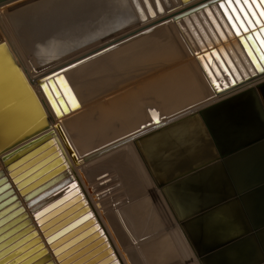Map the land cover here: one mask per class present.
I'll return each mask as SVG.
<instances>
[{"label":"bare ground","instance_id":"bare-ground-1","mask_svg":"<svg viewBox=\"0 0 264 264\" xmlns=\"http://www.w3.org/2000/svg\"><path fill=\"white\" fill-rule=\"evenodd\" d=\"M14 1H16V0L8 1L5 3H0V6L6 5V4L14 2ZM29 1H30V3H29ZM29 1L27 2L29 4V6L26 3L27 5H25V7L26 6L30 7L31 6L30 4L33 3V2L31 3V0H29ZM41 1H39V2H41V4H42L43 0H41ZM61 1H63V0H61ZM64 1L66 2V0H64ZM67 1L70 3V1L72 2L73 0H67ZM92 1L93 0H90V2H92ZM98 1L101 2L100 0H98ZM117 1H119V0H117ZM120 1H124V0H120ZM127 1H130V4H132L133 3L132 1H135V0H126L125 2H127ZM137 1H139V0H137ZM209 1H210V3H209V6L207 8H210V10L212 9L214 12L218 11L217 5H218V1H220V0H197V1L185 6L183 8L176 10V11H173V12L165 14V15L163 14V17L151 20V21H149V22H147V23H145V24H143V25H141V26H139L133 30H130V31L124 33L123 35L121 34V36H118L114 39L108 40L99 46H95L92 49H90L89 51H86V52L84 51V53L82 52L81 54L76 55L74 58L73 57L70 58V60H68V62L65 61V64L64 63H62V64L58 63L59 65H56L53 68V70L46 72V73H41V74H37L38 67L48 65L50 63V61H53V59L55 57H57V55L61 54L60 50L61 51L63 50L64 54H66L65 53L66 49L71 48L70 44L71 43L73 44L74 41L76 43V39L79 37L78 33H80L78 31L81 30V32H82V30H83V29H81L82 24L80 22V23H78V24H81V26H78L79 28L81 27L80 30L78 29V31L75 32V30H77V29L75 28L76 26L73 25V26H75L73 28L75 33L71 32L73 30L70 28L72 25L70 26L69 21H71L70 20V16L72 13L71 6L73 3L70 6V5H68L69 3L66 2L65 6H68V7L66 8L64 5H63V7H61L62 9L63 8H65V9L59 11L60 16L57 15V13H54L55 11L52 12V8H54V6L56 7L57 5H60V3L56 4L53 1H51L52 4H50L51 3L50 2L48 4V7L45 5V7H46L45 10L42 8L44 5L42 6L40 4L41 8L45 12H42V14H40V15H36V16L34 15V19L32 21L33 23L32 22L29 23L30 24V27H29V33L30 34L25 35L24 33H20V32H18L19 34L14 33V34H18L16 36H18L17 39L19 41L16 39L15 35H13L12 33L10 34V36L11 35L15 36V37H11V38H15L16 42H18V44H17L18 46H16L15 48L7 43L6 39H4V36L2 34V30L0 29V44H2L0 47V171H1L0 178H2L3 176L6 178V180L2 181L0 183V185L8 183V186H5L4 188H2L0 190V194L9 188H12L13 193L17 196V199L20 200L21 205L23 206V210L26 211L27 216L31 218V223H33V229H35L37 231L38 235L41 237V241L44 242V247H46V249L48 250V253L50 254L51 259L53 260L54 264H59V261L56 259V256L53 253V249L50 247L48 241L46 240V236L43 235V231L40 229L39 225L37 224V221L33 216V212L31 211L30 206L27 204V200H25L23 198V195L20 191L21 188L17 186V183L21 179H16L15 176H17L23 170H20L15 174H11L12 170H15L18 166H20L27 159L21 163H18L16 165L12 166L11 168H8V166L10 164L17 161L25 153L32 150L36 146H39V145L47 142L50 138L59 139L58 144L60 147L58 146V149L61 148V150L63 151L62 154L65 155L67 161L71 164V168L73 169V174H75L76 180L78 181L81 192H83V198H86V200L88 201V203L91 207V210L93 211V213L95 214V216L99 220V222H101V226L106 230L108 237H110L109 239L111 241V246L115 249L117 256L120 258L121 264H204L203 259H200L199 255H201V253L204 250H207L208 248L213 247L214 243H217L218 241H220V239L226 238L229 235L228 233H226V231H227L226 228H229V230H235L236 231V230H238L237 229L238 226H240V225L244 226V222L248 226H251L252 228H254V230H253V233H254L253 234V242L250 241V244L248 246L252 245L255 248V249H253L254 250L253 252L256 251L258 253L255 255V257H257L259 255L261 256L264 253V187L259 189L256 192L249 193V194H246L245 192H239L241 194V197H238L239 202H236V204L234 202L233 203L230 202V203L226 204L225 209H223L217 213L212 212L208 216H201L199 218H195V219L189 221L190 222L189 223L188 220L184 219V215H186L190 210H192L193 207L203 206L204 204L213 203L218 198L216 195H212V194L207 195L203 192L202 185L199 183L200 179L199 178L197 179V175L192 174L191 178L180 179L178 183L172 184L170 187L168 184L172 183L173 180L166 182V183H161L158 180V178L156 179V181L152 180L154 176L152 175L148 164L146 163L145 159L143 158V156L141 154V146H138L137 144H136L137 145L136 146L133 143H131V145H129L128 147L124 146V148L118 152H116V151L115 152L114 151L113 152H111V151L105 152V149H110L111 147H113L110 149V150H112L116 147H120L123 143L130 141V139H128V138H130L132 135H133V137H135V135L140 133L145 128L158 127L161 124H163V122L165 120L174 119V118L181 116L182 113H184V112H186L192 108H195L196 107L195 104H197V103H195V104L193 103L191 105L185 106L183 108L178 109L177 111L171 112L168 115L163 116L161 111H159L158 108L151 106V107H145V109H144L142 107V105L136 99L137 96L139 99L141 96V91L139 90V88L134 87L132 89H129V86H127V85L126 86L123 85L122 87H120V84H118L117 88L114 89V92L111 93L112 94L111 97L109 99H105L102 102H100V106H97L94 108L92 107L89 110H86L84 113H82L78 116L70 115L69 111L72 108L76 107V105H78V104L80 105V103H79L80 98H81V102L82 101L84 102L85 100L90 99V96H89V93H86V92L83 96V93L85 90L83 91L82 87H80V85L82 86V84H83V80H81V79L79 80V78H76V77L75 78H73V77L72 78H65L67 76V74L65 73L66 71L64 72L66 75V76L64 75L65 77L62 76L63 75L62 72L60 74L58 73L59 71L67 68L68 66L73 65V64H75V63H77V62H79V61H81V60H83V59L107 48V47H110V46H112V45H114V44H116V43H118L124 39L132 37L136 34H139L142 31L148 30V29L153 28L155 26L157 27V25H159V24H162L166 21H169L175 17L185 15L186 13L189 15L188 12H191V13L193 11L195 12L196 9L200 7V5H202L206 2H209ZM99 2H98V4H99ZM107 2H108V0L105 2L106 4L105 3H103V4H105V6H106ZM139 2L138 3L140 4V6L143 5L142 2H144L145 5H148L146 0H144V1L140 0ZM160 2L165 9L170 8V10H171V9H174L173 8L174 5L179 6V5H182L183 3L190 2V0H160ZM57 3H58V1H57ZM111 3H115V1L111 0ZM127 3H129V2H127ZM135 3H136V1H135ZM95 4H96V1H95ZM130 4H129V6L132 7L134 5L135 6L134 8H136L138 6V4H134V3H133V5H130ZM33 5L34 4H32V7H33ZM88 5H91V3H89ZM20 6L22 7L23 5L20 4ZM154 6L158 10V6H159L158 1L157 2H156V0L154 1ZM25 7L23 6V9H22L23 13H24ZM143 7H145V6L143 5L141 8H143ZM93 8H95V6ZM96 8H98V7H96ZM114 8H115V6H114ZM118 8L119 7H117V9ZM134 8H132L133 12L136 10V9L134 10ZM138 8L141 9L139 6H138ZM148 8H149V6H148ZM27 9L28 8H26V10ZM69 9L71 12L69 11ZM113 9L110 8V14L111 13L115 14L114 12H116V10H115L116 8L114 10ZM143 9H142V11H143ZM17 10H20L19 6H17V8L15 6V8H12V9L7 8V6H6V9H4V8L0 9V17L3 18L5 21V18L7 20L8 17H10L14 12H15L14 14H16ZM111 10L114 12H112ZM145 10H146V8H145ZM88 11H90V8ZM94 11L95 12L99 11V9L98 10L95 9ZM198 11H199V9H198ZM21 12L22 11L20 10V13ZM95 12H92V13L94 14ZM92 13L89 12V15H91ZM63 14L65 16H63ZM120 14H124V13L119 12V14H117V12H116V16H119ZM55 15L58 16V20L53 19V17ZM95 15H98V14H95ZM92 16H94V15H91V18H92ZM88 17H90V16H88ZM95 17H97V16H95ZM113 17H114V21H120L119 19L115 20V15H113ZM113 17L110 15L108 16L109 19H111ZM119 17H121V16H119ZM189 17H190V15H189ZM13 18L14 17L12 16V19ZM50 18L53 20H51ZM91 18H89V19H91ZM93 18L91 20H88V18L86 16L85 21H83V22H88V21L95 22L96 20L93 21L94 20ZM99 18H100V16H99ZM194 18H195V15H194ZM220 18H219L220 21L226 27V24L224 23L223 18L222 17H220ZM45 19H46V21H45ZM109 19L107 21H110ZM183 19H185V18H183ZM187 19L188 18H186V20ZM34 21H36V22H34ZM58 21H60L59 24H58ZM102 21H105V18H104V20L101 19V23H103ZM177 21H178V19H177ZM5 22H6V24H9L10 21L8 22V20H7ZM39 22L41 24L37 25ZM99 22H100V19L98 20L97 26L100 25ZM107 23H109V22H107ZM78 24H76V25H78ZM105 24H104V26H105ZM112 24H114L113 21H112ZM11 25H12V23H11ZM68 25H69V27H68ZM83 25H85V24H83ZM86 25H85V27L83 26L84 29L86 28ZM109 25H111V24L109 23L107 26L109 27ZM66 26H67L68 30H69V28L71 29V31L70 30L69 31L72 34H70V32L68 30H66V28H65ZM111 26H113V25H111ZM194 26H195V24H194ZM228 26L230 27V25H228ZM255 26L256 27H254V25L251 26V28H249L248 31L253 33L254 29H256V28L259 29V27L257 25H255ZM87 27H88V25H87ZM99 27H103V26H99ZM7 28H8V25H7L6 29ZM63 28H65L64 30L70 34L69 35L67 33L68 34L67 37L70 36V38H68V40L66 39L67 37L66 38L63 37V39L59 38V37H61L59 35L61 34V31ZM105 28H106V26L104 27V29ZM162 28H164V27H162ZM104 29L102 28V30H104ZM155 29H157V28H155ZM230 29L232 30V28H230ZM99 30H100V28H99ZM99 30L97 32H99ZM173 30H175V29H173ZM14 32H16V31L14 30ZM83 32L80 35H82ZM219 32H221V31H219ZM246 32H242V34L244 33L243 35H245ZM185 33H187V32H185ZM224 33H225V31H224ZM73 34H75V35L77 34L76 37H74ZM232 34H235V32L231 31V35H229L228 38L230 37V39H231V37L233 36ZM65 35H66V33H65ZM83 35L81 36L82 38H84ZM185 35H187V34H185ZM84 36L87 37L86 34ZM237 36L239 37V35H237ZM212 37H214V36H212ZM73 38H75V39H73ZM222 38H219V39H221L222 43H223V40H225L224 43H226L227 37L223 33H222ZM69 39H70V41H69ZM159 39H161V38H159ZM188 39H189V42L193 45L194 49L197 51L198 50L197 47L194 46V43L191 42L189 37H188ZM167 40L168 39H166V41ZM172 40H170V41H172ZM55 41H57V42H55ZM207 41H206V43L209 44L210 48L207 47V49L206 48L203 49L201 51V53L205 54V53H207L208 48L211 49V47H212L211 41L212 40L210 41L208 39ZM215 41H217V43H218L219 40H217V38H215ZM13 42H15V40ZM201 42L199 40L200 48H202L206 45L204 42H203V44ZM237 42L239 44V40ZM15 43H13V44H15ZM186 43H188V42H186ZM231 43H232V41H231ZM231 43H229V45ZM54 44H56V45H54ZM235 44L236 43H234L233 46ZM117 45H119V44H117ZM127 45H128V43H127ZM161 45H163V44H161ZM195 45H197V44H195ZM212 45L214 46V44H212ZM120 47L122 48L123 46L120 45ZM120 47H118V48H120ZM125 47H127V46H125ZM174 47L175 46L169 48L170 49L169 55H173L174 53H176L177 50H175L176 48H174ZM183 47H185V46H183ZM214 47H213L212 51L214 50ZM224 47H225V44H224ZM239 47H240V45H239ZM231 48H232V45H231ZM241 48H242V46H241ZM241 48H239V52H240ZM243 48H245V47H243ZM127 50H126V52H128ZM224 50H225V48H224ZM63 51H62V53H63ZM68 51H71V50H68ZM124 51H125V49H124ZM231 51H234V50H231ZM180 52H183V50H180ZM215 52H216V50H215ZM111 53H112V55H115V54H113V51ZM114 53H115V50H114ZM220 53H222V51ZM226 53L224 54L225 58H226ZM246 53L248 55V52L245 49V54ZM116 54H118V53H116ZM132 54L133 53L131 51V55ZM204 54H203V56H204ZM234 54H237V52L232 53L234 59L236 60V67L231 62L228 64V65H230V68L232 70V73H231V71L228 72V70H227V77L226 78H228L227 79L228 81L224 77H221V75L219 76V78L216 77V79H215V78L211 77V74H209L210 75L209 77H211V83H212L213 87H215V89H216V92L213 91V93L216 94L214 96L217 97V96H221L224 94L227 95V94H230L231 92H234V91L236 92V90H241V86H245V84H250L251 85L250 88L254 89L256 101H257L256 104L258 103V106H259L258 109L260 111L262 121L264 123V69L262 68L261 71L254 69L253 66L251 65V63L249 62V60L251 61L249 55L248 56L246 55L249 59V60L246 59V61L248 60V63H246L245 65L240 64L238 62L239 59H236V57H235L236 55H234ZM12 55H13L16 62H14L13 59H12L13 62H11V63L4 61L6 59V57H8V56L12 57ZM106 55H108V54H106ZM131 55L128 54L130 62H132L131 61V57H132ZM215 55H217V52ZM66 56L68 57L70 55L67 54ZM136 56H137V54H136ZM189 56L190 57L189 58L187 57L186 59L192 58L191 53L189 54ZM195 56H196V54H195ZM238 56H240V54ZM117 57H118V55L116 56V58ZM184 57H185V55H184ZM116 58L114 57V59H116ZM119 58H121V55ZM208 58H210V57L208 56ZM114 59H113V61H114ZM204 59H206V58H204ZM204 59L202 61H204ZM213 59H215L214 56H213ZM136 60H138V58H136ZM178 60H179V58H178ZM230 60L232 61V58ZM115 61H117V59ZM122 61L125 62V59L122 58ZM126 61L128 62V59ZM208 61L210 62L209 59H208ZM35 62L39 63V64H35ZM133 62H134V59H133ZM220 62H221V60H220ZM187 63H188V61H187ZM193 63L195 64L196 62H193ZM16 64L18 65V69L21 71V74L23 75L24 78L20 76L21 74L15 73L14 65H16ZM129 64H131V63H128V64L126 63V65H129ZM196 64H198V63H196ZM211 64H213V61L211 62ZM211 64H210V66L213 67V65H211ZM29 65H32L34 67H30ZM123 65H124V63H123ZM135 65H136V63H135ZM218 65H219V62H218ZM10 66L12 67L13 70L9 71L8 68H10ZM58 66H60V67H58ZM137 66H138V64H137ZM194 66H196V65H194ZM202 67H203V65H202ZM204 67H205V65H204ZM207 67H208V65H207ZM207 67H206V69H207ZM214 67H216V66H214ZM126 68H127V66H126ZM187 69L181 70V71L189 72L190 69L189 68H187ZM191 69L192 70L190 72H192V71L195 72V70H196L195 68H194L195 69L194 70L193 67ZM46 71H48V70H46ZM200 71H201V69H200ZM220 71L224 72L223 69ZM8 73L11 74L10 80L8 79ZM56 73H58V74H56ZM129 74H131V73H129ZM133 74H134V72H133ZM182 74L184 75V72H182ZM218 74H219V72H218ZM123 75L124 74H122L121 76H123ZM125 75L126 76H123V77H127V74H125ZM197 75L200 76V74H197ZM197 75H196V73H195V76L193 74H191V76H192L191 81H194L193 78L198 77ZM128 76H130V75H128ZM185 76H187V75H185ZM60 77L62 80L60 79ZM69 77H71V74ZM189 77H187V79H189ZM200 77H202V76H200ZM213 77H215V76H213ZM181 78H180V80H181ZM183 78H185V77H183ZM4 79H6V82H3ZM198 79H200V81H201V78H198ZM22 80L24 81V84L22 83ZM44 81H45V83L43 84ZM61 81H64L65 83L62 84ZM185 81H183V79H182L180 81V83H182V82L185 83ZM115 82H117V81H115ZM115 82H113V83H115ZM188 82H190V79ZM197 82L199 83V81H196V84H197ZM80 83H82V84H80ZM149 83H151V81ZM204 83H202V84H204ZM207 83H209V82L207 81ZM86 84H87V82H86ZM187 84H188L187 88L189 87V89H191L190 88L191 83H190V85H189V83H186L185 85H187ZM109 85L111 86L110 83H109ZM195 85H193V86H195ZM199 85H201V84H198V88H199ZM85 86H87V85H85ZM85 86L83 89L87 88ZM89 86H91V88H92V84ZM169 86H172V85H168V87H167V83H166V86L164 87V89L169 90ZM106 87H108V86H106ZM112 87L114 88V86H112ZM173 87L176 88L175 85H173ZM178 87H180V86H178ZM182 87H183V85H182ZM200 87H202V86H200ZM207 87H208V85H206V88ZM203 88L205 89V85ZM211 88L208 87L207 89H209V91H210ZM97 89H98V87H97ZM172 89L170 91H172ZM196 89H197V87H196ZM201 89L202 88H200V93L205 92V90L202 91L203 89L202 90ZM94 90H95V88H94ZM100 90L102 91V88ZM144 90L147 92V94H149L148 86L144 87ZM187 90L188 89H186L185 91H187ZM191 90H195V89H191ZM90 91H91V89H90ZM107 91H109V89H107ZM169 92H168V94L166 93L164 95V97L162 98L161 106L163 105L165 107V105H169L171 99L174 100V99L179 98L178 97L179 94L177 93L178 90L174 89V91H172L170 93ZM180 93H182V92H180ZM193 93H192V95H194ZM200 93L198 95H200ZM195 94H197L196 91H195ZM250 94H252V92ZM90 95H91V93H90ZM92 95H93V93H92ZM113 95L115 97H112ZM150 95L153 97L152 93ZM166 95H168L169 97L171 96V97L169 99H167ZM183 96H185V95H183ZM202 96H204V95L201 94V97ZM190 97H188V98H190ZM84 98H85V100H84ZM194 98H196V97H194ZM247 98H245V100ZM181 99H183V97ZM251 99H253L252 96H251ZM193 100H195V99H193ZM176 102L177 101H175L174 103L176 104ZM179 102H180V100H179ZM186 102H187V100H186ZM235 102L236 101H234V103ZM174 103H172V104L174 105ZM91 104H92V102H91ZM175 107H177V106H175ZM249 107L250 106H248V108ZM239 108H240V106H239ZM40 110L44 113V115H45L44 118L41 116ZM111 112H113L112 115H110ZM249 112H251L250 109L248 110L247 114H249ZM157 113L162 116V119L155 116ZM198 121H200V120H198ZM58 122L62 124L63 128L65 129V131L68 134L73 146L75 147V149L78 153L79 159H78L77 163H75L74 160L72 159V157L70 156L65 144L63 143V141H62V139H61L56 127H55V124ZM190 126H191V124H190ZM137 127H139V128H137ZM133 128H135V130H133V131L131 130V132L124 134L120 137H117L118 135H121L124 131L128 132L130 129H133ZM201 128H202V126H201ZM52 129H54V132L47 134ZM213 129L216 131V132H214V134H215V136H217V139L220 138L219 134H220V132L222 133V131L220 129H217L216 127H214ZM30 131H31V135L29 137V140L20 141V142L15 143V140H17V138L21 137L22 135H24L25 133H28ZM181 131H183V130H181ZM201 132H202V130H201ZM41 135H46V136H44L39 142L35 143L34 145L29 147L28 149L23 150L21 152H18L17 149H19V147H21L24 143H26V142L34 139V138H37ZM167 135H168V133L164 134L163 135V136H165L164 138H166ZM115 137H117V138H115ZM168 137H170V135ZM197 137H199V136H197ZM185 139L187 140V137ZM107 140H108V142H106ZM193 140H195V139H193ZM161 141H162L161 139L158 140L159 144L162 143ZM104 142H106V143L103 144ZM185 142H188V141H185ZM14 143H15V145H13ZM176 144L178 146V143H176ZM187 144L188 143L185 144V147L187 146L186 148H188ZM50 146H51V144H46V146L43 147L42 151L46 150ZM114 146H116V147H114ZM182 146H184V145H182ZM172 148H176V146L173 145ZM190 148L194 149L192 146ZM102 150H104V151L101 152ZM156 151H153V152H156ZM191 153H193L192 150L188 154H191ZM49 154L50 153H47L46 155L41 157L39 160L48 156ZM185 154L186 153H184L183 155H185ZM125 156L126 157L130 156L131 158L134 157L133 158L134 160L133 159L130 160L131 158L129 157V159H127L128 161H136V163L142 164L141 166L145 167L144 169H147V171H149L148 177H150V178L146 177L147 176L146 175L145 176L146 179L144 178L145 179L144 182H141V180L140 181L134 180L133 174H131V175L129 174V176H128L126 174L128 169L125 168V165H129V163L127 162L128 164H125V165H122V164L126 161L121 163L124 159H126ZM206 158L207 157H204L203 159H206ZM220 159L225 162V160L227 158L221 157ZM182 161H184V160H182ZM119 163H121V164L119 165ZM56 164L57 163H55L54 165H56ZM53 167H55V166H52V168ZM129 167H131L130 168V169H132L131 172L134 173L135 175L139 171V169H138L139 165H138V167L137 166L134 167V165H133V167L132 166H129ZM141 169H142V167H141ZM225 169H228V167L224 168V170ZM222 171H223L222 168H220L219 172L222 173ZM59 172L60 171L58 170L57 173H59ZM140 172L143 173V171H140ZM128 173H129V171H128ZM170 174L171 173H166L164 175H170ZM219 175H221V174L217 173V170H214L213 172H211L210 174L207 175V178H208L207 181L209 180V182H210L209 184L212 185V188H214V189H217V188L219 189L222 187V186L219 187V185L223 184V182H224V184L226 183V181H222V183H220V176ZM140 179H141V176H140ZM231 182L233 183L234 187L237 190L243 189L238 185L240 183L239 180L232 178ZM89 186L91 188H89ZM92 191H93L94 195H92V193H91ZM202 194H203V196H201ZM11 195H12V193H8V195H6V196L10 197ZM4 197L5 196H3L2 199H0V200L5 199ZM72 204H74V203H72ZM123 205H125V206H123ZM4 207H6V205L5 206L3 205L2 207H0V210H2ZM114 209H117L118 211L114 212L111 216H107L110 213V211H112ZM229 210L236 211V212H234L233 215L230 216V215H228ZM225 213H227V216L225 218H223L222 215ZM5 214L6 213L1 215L0 218L2 216H5ZM17 214H19V213H17ZM15 216L16 215H13V216H10L9 218H7L4 222H2L0 224V227L5 225L6 223L10 222ZM17 223L18 222H15V223L13 222L12 224H9L6 227H4L3 229H1L0 235L2 233L6 232L7 230H9L10 228H12ZM91 224H89L88 226H90ZM88 226H86L85 228H87ZM222 227H226V228L223 229ZM217 229H220L221 232L217 231ZM20 230H21L20 228L13 230L7 236L0 239V242H2L5 239L17 234ZM30 231H31V228L22 232L21 234L15 236L12 240H10L6 245H4L2 247L4 248V247L12 244L17 239H19L20 237H22L23 235H25L26 233H28ZM33 238H34V235H30L28 238H26L25 240H23L19 244L15 245L9 251L10 252L13 251L17 247H20L21 245L30 241ZM37 243H38V241H35V240L30 242L27 246H25L23 249L16 252L15 254H13L10 258L4 260V262L9 261V260L17 257L22 252H24L26 249H29L30 247L34 246ZM248 246H245L243 243H239V244H236V245L231 246L229 248H226L225 250H222L219 253L212 254L209 256V258L212 261L214 260L217 264H232V263L236 264L240 261L243 262L244 260L248 259V255H243L245 253L244 250ZM37 250H39V248L34 250L33 252L27 253L26 255L21 257L19 260H17V262L24 260L25 258L29 257L31 254H33ZM9 251H7V252H9ZM43 254L44 253L37 255L33 259H30L23 264H31L34 260L41 258L43 256ZM43 262L44 261H41L38 264H42Z\"/></svg>","mask_w":264,"mask_h":264},{"label":"water","instance_id":"water-1","mask_svg":"<svg viewBox=\"0 0 264 264\" xmlns=\"http://www.w3.org/2000/svg\"><path fill=\"white\" fill-rule=\"evenodd\" d=\"M8 1L12 0H0V3ZM257 2H259V0H257ZM226 8V0H220L218 1V11L215 12V16L213 13L208 15L203 14L207 19L206 22L209 25L211 35L218 36L220 25L217 19L221 16L224 17L233 32L239 35V41L248 52L251 59L249 62L253 68L261 71L262 68L264 69V45H262L260 41L264 39V31L261 30L260 25L261 22H264V18L259 17V15L252 17L251 19H253L254 23L248 27L251 28L253 25L256 27L255 25H257L259 29L256 28L253 30V33H251L249 31H244L241 27L238 34L237 28L233 26L234 21L229 19V15L235 17V13L226 12ZM253 10L259 13L260 9L254 8ZM237 11H239V6H237ZM235 23L239 26V21H235ZM195 24L196 28H198L204 36L205 41H207L210 36L203 27V24L199 23V21ZM242 32H246L245 35H243ZM1 45L2 44H0V47ZM12 59L16 62L13 55L12 57H6L4 61L11 63L13 62ZM8 69L9 71L13 70L11 66ZM14 69L15 73L21 74L17 64L14 65ZM10 75L11 74L8 73L9 80ZM20 76L23 77L22 74ZM3 82H6V79H4ZM22 83L24 84L23 80ZM44 83L45 81L43 84ZM248 96H252V94H248L247 97ZM229 101L230 100H223L219 103L211 104L209 107L202 109L199 115L193 112V114L188 116V124L190 120L197 119L198 116L204 121L202 127V129H204V138H202V135L201 139L205 141L204 144H201V147L198 143L202 142L201 139L200 141L195 140V143L192 145L194 149H191V146L188 148L182 146L184 143L182 144L180 142L181 140H179L180 138L177 136L164 138L165 136H163L164 134L162 132L160 134L150 132L143 136L144 138L141 140V154L148 164L152 175L158 178L161 183L173 180L172 183L168 184L171 187L172 184L178 183L180 179L191 178L192 174H195L197 175V179H200L199 183L202 185L203 192L207 195L212 194L218 197L213 203L193 207L192 210L184 215V219L188 220V222L201 216H208L212 212L217 213L225 209L226 204L230 202L236 204V202H239L238 197H241L239 192L249 194L264 187V123L260 111L258 107L252 103L250 106L251 112H249V114H243L242 111L239 110L237 111V115L235 114L236 117L231 118ZM40 112L41 116L44 118V113L41 110ZM239 116L240 119L236 121V118ZM241 117L244 119H241ZM209 123L221 126L222 133L220 132L219 134L220 138L217 139ZM55 127L70 156L74 162L77 163L79 159L78 153L62 124L58 122L55 124ZM53 132L54 129L50 130L47 134ZM30 135L31 131L17 138L15 143L29 140ZM44 136L46 135H41L24 143L17 149L18 152L28 149L39 142ZM157 139L162 140L160 146L164 148V151L161 154H158L160 151L153 152L150 149L153 143L156 142L159 144V142L156 141ZM15 143L13 145H15ZM58 143L59 139L50 138L47 142L36 146L8 166V168H11L27 159L15 170L11 171V174H15L23 170L15 176L16 179H21L17 183V186L21 188L20 191L23 198L27 200V204L30 206L37 224L43 231V235L46 236V240L53 249V253L59 261V264H121L120 258L117 256L115 249L111 246L110 237H108L106 230L101 226V222L96 218L86 198H83V192H81L76 176L73 174L71 164L67 161L65 155L62 154L63 151L61 148L58 149ZM176 143H178V146ZM46 144H51V146L42 151ZM170 144L176 146L175 150L173 148L166 150L168 149L167 147H171L169 146ZM191 150L195 151L194 154L204 150L206 154L203 156L207 158L192 163L190 162L192 160H189L192 158V155L188 154ZM47 153L50 154L39 160ZM174 153H178L179 157L172 158L170 155ZM184 153L186 154L183 155ZM221 157L227 158L225 162L220 159ZM166 158H172L173 160L177 159V163ZM182 160L187 161L183 162ZM55 163L57 164L54 165ZM52 166L55 167L52 168ZM226 167H228V169L224 170ZM220 168L223 170L222 173L219 172ZM58 170L60 171L59 173H57ZM214 170H217V173L221 174L219 175L220 183L226 181L225 184L223 182V184L219 185V187L222 186L219 189L212 188V185L209 184V180L207 181V175ZM166 173L171 174L164 175ZM232 178L239 180L240 183L238 185L243 188L242 190H237L234 187L231 182ZM4 180H6V178L3 176L0 178V183ZM5 186H8V183L0 185V190ZM8 193H12V195L10 197L6 196ZM203 194L201 196H203ZM3 196H5V199L0 200V207L3 205H6V207L0 210V216L4 213L6 214L0 218V224L10 216H16L10 222L1 226L0 230L13 222L18 223L2 233L0 239L7 236L15 229L20 228L21 230L17 234L0 242V264H23L41 253H44L43 256L34 260L31 264H38L41 261H44L42 264H54L48 250L44 247V242L41 241V237L38 235L37 231L33 229L31 218L28 217L26 211L23 210V206L13 193L12 188L3 191L0 194V199H2ZM234 212L236 211L229 210L228 215L232 216ZM226 216L227 213L222 215L223 218ZM89 224L91 225L88 226ZM86 226L88 227L85 228ZM30 228V232L26 233L12 244L4 248L2 247L15 236ZM222 228L225 229L226 227ZM226 229V233L229 234L226 238L220 239V241L214 243L213 247L204 250L201 255H199L200 259H203L204 264H217L214 260H210L209 256L212 254L219 253L239 243L248 246L250 241L253 242L254 228L248 226L245 222L244 226H238V230L236 231L229 230V228ZM217 231L221 232L220 229H217ZM30 235H34V238L13 251H9ZM34 240L38 241V243L26 249L17 257L4 262V260L10 258L13 254L20 251ZM38 248L39 250L29 257L17 262L21 257ZM253 249L255 248L252 245L248 246L243 254L248 255V259L236 264H264V253L261 256L255 257L258 253L256 251L253 252Z\"/></svg>","mask_w":264,"mask_h":264},{"label":"rangeland","instance_id":"rangeland-1","mask_svg":"<svg viewBox=\"0 0 264 264\" xmlns=\"http://www.w3.org/2000/svg\"><path fill=\"white\" fill-rule=\"evenodd\" d=\"M29 0H16V1H14V2H11V3H8V4H6V5H2V6H0V9H2V8H4V9H6V6H7V8H10V9H12V8H15V6H16V8H17V6H19V8H20V10L22 11L21 13H20V10H17L16 11V14H14L13 12V14L10 16V17H8V22H9V24H6V22L5 21H7L6 20V18H5V21H4V19L3 18H1L0 17V29L2 30V34H3V36H4V39H6V41H7V43L9 44V45H11V46H13L14 48L16 47V46H18L17 44H18V42H16V39H17V37L18 36H16V35H18L19 33L18 32H20V33H24L25 35H27V34H30L29 33V27H30V24L29 23H31L32 21H33V19H34V15L36 16V15H40V14H42V12H45L44 10H45V5L48 7V4L51 2V1H53L54 3H56V4H59L60 3V5H57L56 7L54 6V8H52V12L53 11H55L54 13H57V15H59L60 16V14H59V11H61V10H63V9H65V8H61V7H63V5L65 6V4H66V2H68L67 0H66V2L63 0V1H61V0H43V3L41 4V0H39V1H41V2H39L38 0H31V3L32 4H34L33 5V7H32V4H30L31 6V8L30 7H28L29 6V4L27 3ZM48 1V2H47ZM57 1H58V3H57ZM95 1H96V4H95ZM98 0H93L92 2L94 3H92V2H90V0H73L72 2L70 1V3L68 4V5H70L71 6V4H72V6H71V9H72V13H71V16H70V20L71 21H69L70 23V26L72 25H75V26H71L70 28L73 30V31H71V29L69 28V30L72 32V33H75L76 31H78V29L80 30V28L81 29H83L82 30V32H83V34L85 35L86 34V36L87 37H85L83 34V37L84 38H82L81 36L82 35H80L82 32H81V30L80 31H78V32H80V33H78L79 35V39L77 38L76 39V43H75V41L73 42V44L71 43L70 44V46H71V48L70 49H66V51H65V53L66 54H64V51H63V53H62V51L60 50V55H57V57H55L54 59H53V61H50V63L48 64V65H46V66H40V67H38V69H37V74H41V73H46V72H49V71H51V70H53V68L56 66V65H59V64H62V63H64L65 64V61L66 62H68V60H70V58H74L76 55H78V54H81L82 52L84 53V51L86 52V51H89L90 49H92L93 47H95V46H99V45H101V44H103V43H105L106 41H108V40H111V39H114V38H116V37H118V36H121V34L123 35L124 33H126V32H128V31H130V30H133V29H135V28H137V27H139V26H141V25H143V24H145V23H147V22H149V21H151V20H154V19H156V18H160V17H163V14L165 15V14H168V13H171V12H173V11H176V10H178V9H180V8H183V7H185V6H187V5H189V4H191V3H193V2H195V1H197V0H190V2H188V3H183L182 5H179V6H176V5H174L173 6V8L174 9H171L170 10V8H167V9H165L163 6H162V4H161V2H160V0H156V2L158 1V10L156 9V7L154 6V1L155 0H146L147 1V3H148V5H145L144 4V2H142L143 3V5L145 6V7H143V8H141L142 6H140V0L139 1H137V0H135L136 1V3H135V1H132L134 4H138V6L141 8V9H139L138 8V6L136 7V8H134L135 6L133 5V3L132 4H130V1H127V2H129V3H127V2H125L126 0H124V1H117V0H112V1H115V3H111V0H108V2H107V5L105 6V2L107 1V0H100L101 2H99V4H98V2H97ZM142 1H144V0H142ZM39 2V3H38ZM75 2V3H74ZM119 2V3H118ZM139 2V3H138ZM17 3V4H16ZM28 4V6H26L25 7V5H27ZM29 3H30V1H29ZM46 3V4H45ZM89 3H91V5H88ZM103 3H105V4H103ZM117 3V4H116ZM141 3V4H142ZM146 3V4H147ZM209 3H210V1L209 2H206V3H204V4H202V5H200V7L199 8H197L196 9V11L194 12H188L189 13V15H190V17H189V15L186 13L185 15H181V16H178V17H175V18H173V19H171V20H169V21H166V22H164V23H162V24H159V25H157V27L155 26V27H153V28H150V29H148V30H145V31H142V32H140L139 34H136V35H134V36H132V37H129V38H127V39H124V40H122V41H120V42H118V43H116V44H114V45H112V46H110V47H107V48H105V49H103V50H101V51H99V52H97V53H95V54H93V55H91V56H89V57H87V58H85V59H83V60H81V61H79V62H77V63H75V64H73V65H70V66H68L67 68H65V69H63V70H61V71H59L58 73L60 74L61 72H62V76H64L65 75V73L67 74V76L65 77V78H79V80L81 79V80H83V84L82 83H80V84H82V86L80 85V87H82V90L84 91V93H83V96H84V94H85V92L86 93H89V96H90V99H88V100H85V98H84V102L82 101L81 102V98H80V105L78 104V106L76 105V107H74V108H72L70 111H69V114L70 115H75V116H78V115H80V114H82V113H84L86 110H89L90 108H94V107H97V106H100V102H102L103 100H105V99H109L110 97H111V93L112 92H114V89L115 88H117V85L118 84H120V87H122L123 85L124 86H129V89H132V88H139V90L141 91V96H140V99L138 98V96H137V100H138V102L142 105V107L145 109V107H155V108H158L159 109V111H161V113H162V115L163 116H165V115H168L169 113H171V112H174V111H177L178 109H180V108H183V107H185V106H188V105H191V104H195V103H197V104H195V108H192V109H190V110H188V111H186V112H184V113H182L181 114V116H179V117H177V118H174V119H168V120H165L164 122H163V124H161L160 126H158V127H148V128H145L144 130H142L140 133H138L137 135H135V137H133V135L130 137V138H128V139H130V141H127V142H125V143H123L120 147H116V146H114V147H116V148H114V149H112V150H110L111 148H113V147H111L110 149H105V152H109V151H111V152H118V151H120L121 149H123L124 148V146H129V145H131V143H133L134 145H138V146H142V142H141V140L144 138L143 136H145V135H147V134H149L150 132H153V133H156V134H160L161 132L163 133V134H166V133H168V135H167V137L170 135V136H177L178 138H180L182 141H181V143L183 144L184 143V147H185V144L186 143H188L187 145H188V147L189 146H192L194 143H195V140L197 141L198 139V141H200V139H201V136H202V138H204V129H202L201 128V126L203 127V119L201 118V117H199L198 116V118L197 119H193V120H190V123L188 124V116L190 115V114H193V112H195V113H197V115H199V112L202 110V109H205V108H207V107H209L211 104H214V103H219V102H221V101H223V100H230L229 101V106H230V108L229 109H231L230 110V112H231V114H230V117L231 118H235L236 116H235V114L237 113V111H239V110H241L242 111V113L243 114H247V112H248V110L250 109V107L248 108V106H251V104L252 103H254L258 108H259V106H258V103L256 104V96H255V92H254V89L253 88H250L251 87V85L250 84H245V86H241V90H236V92L234 93V92H231L230 94H227V95H221V96H217V97H215L214 95H216L215 93H213V91L214 92H216V89H215V87H213V85H212V83H211V77L212 78H215L216 79V77L217 78H219V76L221 75V77H224L226 80L228 79V78H226L227 77V70H228V72H230L231 71V73H232V70H231V68H230V65H228L230 62L231 63H233V65L236 67V60L234 59V57H233V55H232V53L234 52V53H236L237 52V54H234V55H236L235 57H236V59H239L238 60V62L240 63V64H243V65H245L246 63H248V55H247V53L245 54V48H243L244 46L240 43V41H239V44H238V36H237V34H232L233 36L231 37V39H230V37L228 38V36L229 35H231V31L233 32V30H231L230 28L231 27H229L228 25V23H227V21H226V19L224 18V17H222L223 18V21H224V23L226 24V27H225V25H223L222 24V22L220 21V19H217L218 18V16H217V20H218V23H220L219 25H220V31L227 37V39H226V43H224V41L225 40H223V43L225 44V47H224V44L222 43V41H221V39H219V38H222V33L221 32H219V34H218V36H214V37H212L211 36V32H210V29H209V25L206 23V17L205 16H203V14H206V15H208V14H212L214 11L211 9L210 10V8H207L208 6H209ZM16 4V5H15ZM20 4L21 5H23L24 7H25V9H24V13H23V6L21 7L20 6ZM36 4V5H35ZM43 6L42 8L44 9H42L41 8V5ZM50 4H52V2L50 3ZM99 6H98V5ZM114 4V5H113ZM120 4V5H119ZM129 4L130 5H133L132 7L131 6H129ZM14 5V6H13ZM54 5V4H53ZM113 5V6H112ZM117 5V6H116ZM207 5V6H206ZM10 6V7H9ZM13 6V7H12ZM40 6V7H39ZM69 6V7H70ZM95 6V8H93ZM112 6V7H111ZM114 6H115V8H114ZM148 6H149V8H148ZM39 7V8H38ZM66 8L68 7V6H65ZM96 7H98V8H96ZM117 7H119L118 9H117ZM131 7V8H130ZM26 8H28L27 10H26ZM30 8V9H29ZM86 8V9H85ZM89 8H90V11H88L89 10ZM92 8V9H91ZM110 8L111 9H115L116 10V12H117V14H119V12L120 13H124V14H120L119 16H121V17H119V16H116V12H114V11H112V12H114L115 14H110ZM132 8H134V12L132 11ZM145 8H146V10H145ZM206 8H207V10H206ZM56 9V10H55ZM60 9V10H59ZM98 10L99 9V11H94V10ZM113 9V10H114ZM130 9V10H129ZM142 9H143V11H142ZM198 9H199V11H198ZM93 10V11H92ZM118 10V11H117ZM145 10V11H144ZM202 12H201V11ZM205 10H206V12H205ZM19 11V12H18ZM69 11H70V9H69ZM87 11V12H86ZM141 11V12H140ZM18 12V13H17ZM71 12V11H70ZM89 12L90 13H92V12H95L94 14L92 13L91 15H94V16H92V18L94 19L93 21H95V22H91V21H88V20H91L92 18H91V15H89ZM103 12V13H102ZM133 14H132V13ZM65 13V12H64ZM201 13V14H200ZM203 13V14H202ZM62 14V13H61ZM95 14H98L99 16H100V18H99V16L98 15H95ZM104 14V15H103ZM214 14V16L216 15L215 14V12L213 13ZM16 17H15V16ZM57 15H55L54 17H53V19H57L58 20V16ZM85 15V16H84ZM112 16L113 17V15H115V20L116 19H119L120 21H114V17L113 18H111V19H109L108 18V16ZM194 15H195V18H194ZM12 16L14 17L13 19H12ZM18 16V17H17ZM57 16V17H56ZM62 16V15H61ZM63 16H65L64 14H63ZM87 16V18H88V22H83V21H85V17ZM88 16H90V17H88ZM95 16H97V17H95ZM107 16V17H106ZM158 16V17H157ZM192 16V17H191ZM199 16V17H198ZM119 17V18H118ZM185 18V19H183V18ZM10 18V19H9ZM52 18V17H51ZM50 18V19H51ZM89 18H91V19H89ZM96 18V19H95ZM98 18V19H97ZM104 18H105V21H102L104 24H105V26H106V28L104 29V24L103 23H101V19L102 20H104ZM186 18H188L187 20H186ZM190 18V19H189ZM197 18V19H196ZM53 19H51V20H53ZM100 19V25H98L97 26V23H98V20ZM110 20V21H107V20ZM177 19H178V21H177ZM13 22H12V21ZM54 20V21H55ZM60 20V19H59ZM176 20V21H175ZM38 21V20H37ZM45 21H46V19H45ZM74 21V22H73ZM112 21L114 22V24H112ZM192 21V22H191ZM199 21V23H202L204 26V28L206 29V31H207V33H208V35L210 36L209 37V40L212 42L211 43V49H209L210 48V46H209V44H207L206 43V41H205V39H204V36L201 34V32H200V30L198 29V28H196V22H198ZM204 21V22H203ZM5 22V23H4ZM34 22H36V21H34ZM59 22L60 21H58V24H59ZM81 22V24H82V26H81V24H78V23H80ZM107 22H109L111 25H113V26H111V25H109V27L107 26L109 23H107ZM116 22V23H115ZM176 22V23H175ZM11 23H12V25H11ZM15 23V24H14ZM33 23V22H32ZM54 23V22H53ZM65 23V22H64ZM89 23V24H88ZM169 23V24H168ZM41 23L39 22L37 25H40ZM76 24H78V25H76ZM83 24H87L88 25V27H87V25H86V28L84 29L83 28V26L85 27V25H83ZM177 24V25H176ZM194 24H195V26H194ZM207 24V25H206ZM4 27H2V26ZM7 25H8V28L6 29V27H7ZM78 26H81L80 28L78 27ZM99 26H103V27H99ZM179 26V27H178ZM68 27H69V25H68ZM76 28L77 30H75V32H74V29L73 28ZM162 27H164V28H162ZM223 27V28H222ZM66 28V30H68V28H67V26L65 27ZM65 28H63L62 29V31H61V34L59 35V36H61V37H59V38H62L63 39V37H67V35L69 34L67 31H65L64 29ZM99 28H100V30H99ZM102 28L104 29V30H102ZM155 28H157V29H155ZM167 28V29H166ZM12 29V30H11ZM155 29V30H154ZM163 29V30H162ZM173 29H175V30H173ZM222 29V30H221ZM9 30V31H8ZM14 30L16 31V32H14ZM60 30V29H59ZM58 30V31H59ZM68 30V31H69ZM99 30V32H97ZM157 30V31H156ZM162 30V31H161ZM172 30V31H171ZM177 30V31H176ZM190 30V31H189ZM8 31V32H7ZM12 31V32H11ZM69 31V32H70ZM160 31V32H159ZM167 33H166V32ZM171 31V32H170ZM224 31H225V33H224ZM70 32V34H72ZM144 32V33H143ZM155 32V33H154ZM185 32H187V33H185ZM196 32V33H195ZM13 34V35H15L16 36V39L15 38H11V37H15V36H13V35H11L10 36V34ZM14 33H18V34H14ZM64 33V34H63ZM65 33H66V35H65ZM68 33V34H67ZM144 35H143V34ZM160 33V34H159ZM166 33V34H165ZM179 33V34H178ZM199 33V34H198ZM217 33V32H216ZM230 33V34H229ZM69 34V35H70ZM156 34V35H155ZM165 34V35H164ZM169 34V35H168ZM175 34V35H174ZM185 34H187V35H185ZM194 34V35H193ZM201 34V35H200ZM244 34V33H243ZM65 35V36H64ZM77 35V34H76ZM76 35L75 34H73V36L74 37H76ZM180 35V36H179ZM237 37H235V36ZM72 36V37H73ZM144 36V37H143ZM158 36V37H157ZM164 36V37H163ZM170 36V37H169ZM185 36V37H184ZM201 36V37H200ZM220 36V37H219ZM168 37V38H167ZM184 39H183V38ZM188 37L190 38V40H191V42H193L194 43V46H196L197 47V51L194 49V47H193V45L189 42V39H188ZM14 41L15 40V42H13L11 39ZM64 38V39H65ZM68 38H70V36L69 37H67L66 39L68 40ZM153 38V39H152ZM159 38H161V39H159ZM170 38V39H169ZM202 38V39H201ZM215 38H217V40H219L218 41V43H217V41H215ZM235 38V39H234ZM73 39H75V38H73ZM166 39H168L167 41H166ZM173 39V40H172ZM223 39V38H222ZM233 39V40H232ZM237 39V40H236ZM18 40V39H17ZM160 40V41H159ZM170 40H172V41H170ZM186 40V41H185ZM199 40H200V42L201 43H205L206 45L204 46V47H202V48H200V46H199ZM204 40V41H203ZM214 40V41H213ZM19 41V40H18ZM69 41H70V39H69ZM162 41V42H161ZM197 41V42H196ZM231 43V41H232V43L229 45V43ZM235 41V42H234ZM15 43V44H13V43ZM55 42H57V41H55ZM72 42V41H71ZM130 42V43H129ZM158 42V43H157ZM186 42H188V43H186ZM127 43H128V45H127ZM171 43V44H170ZM228 43V44H227ZM234 43H236L234 46H233V44ZM117 44H119V45H117ZM133 44V45H132ZM161 44H163V45H161ZM166 44V45H165ZM195 44H197V45H195ZM212 44H214V46L212 45ZM223 44V45H222ZM227 44V45H226ZM54 45H56V44H54ZM120 45L121 46H123L122 48L120 47ZM159 45V46H158ZM161 45V46H160ZM231 45H232V48H231ZM239 45H240V47H239ZM250 45V44H249ZM53 46V45H52ZM125 46H127V47H125ZM129 46V47H128ZM132 46V47H131ZM138 46V47H137ZM173 46H175L174 48H176L175 50H177L176 51V53H174L173 55H169V52H170V47H173ZM183 46H185V47H183ZM187 46V47H186ZM220 48H219V47ZM229 46V47H228ZM238 46V47H237ZM241 46H242V48H241ZM116 49H115V48ZM118 47H120V48H118ZM134 47V48H133ZM137 47V48H136ZM189 47V48H188ZM200 49H199V48ZM207 47H209L208 48V51H207V53H201V51L203 50V49H207ZM213 47H214V52H215V50H216V52H217V55H215L216 54V52L214 53L213 51H212V49H213ZM222 47V48H221ZM186 48V49H185ZM224 48H225V50H224ZM230 48V49H229ZM239 48H241L240 49V52H239ZM108 49V50H107ZM124 49H125V51H124ZM128 49V50H127ZM132 51V53L134 54H132L131 55V51ZM219 49V50H218ZM223 49V50H222ZM243 49V50H242ZM68 50H71V51H68ZM114 50H115V53H114ZM118 50V51H117ZM126 50L128 51V52H126ZM179 50V51H178ZM180 50H183V52H180ZM187 50V51H186ZM231 50H234V51H231ZM238 50V51H237ZM242 50V51H241ZM113 51V54H115V55H112V52ZM135 51V52H134ZM190 51V52H189ZM212 51V52H211ZM222 51V53H220V52ZM231 51V52H230ZM236 51V52H235ZM68 52V53H67ZM70 52V53H69ZM126 52V53H125ZM130 52V53H129ZM186 52V53H185ZM196 52V53H195ZM227 52V53H226ZM239 52V53H238ZM116 53H118V54H116ZM129 55H131L130 57H131V61L132 62H130V59H129V56H128V54ZM137 54V56H136V54ZM183 53V54H182ZM191 53L192 54V58L191 59H186L187 57L189 58L190 56H189V54ZM202 55H201V54ZM226 53V58H225V56H224V54ZM229 53V54H228ZM244 55H243V54ZM70 55V56H66V55ZM106 54H108V55H106ZM188 56H187V55ZM195 54H196V56H195ZM200 54V55H199ZM203 54H204V56H203ZM222 54V55H221ZM231 54V55H230ZM240 54V56H238ZM242 54V55H241ZM118 55V57L116 58V56ZM120 55H121V58H119L120 57ZM184 55H185V57H184ZM210 57V58H208V56ZM221 55V56H220ZM228 55V56H227ZM247 55V56H246ZM111 56V57H110ZM125 56V57H124ZM128 58H127V57ZM136 56V57H135ZM183 56V57H182ZM213 56H214V58L215 59H213ZM218 56V57H217ZM230 56V57H229ZM114 57L117 59V61H115L116 59H114ZM182 57V58H181ZM224 59H223V58ZM229 57V58H228ZM57 58V59H56ZM68 58V59H67ZM122 58L123 59H125V62L124 61H122ZM136 58H138V60H136ZM177 60H176V59ZM178 58H179V60H178ZM185 58V59H184ZM204 58H206V59H204ZM232 58V61L230 60ZM113 59H114V61H113ZM121 59V60H120ZM128 59V62L126 61ZM133 59H134V62H133ZM170 59V60H169ZM198 61H197V60ZM204 59V61H202ZM208 59L210 60V62L208 61ZM213 59V60H212ZM219 59V60H218ZM223 59V60H222ZM228 59V60H227ZM246 59H248L247 61H246ZM207 60V61H206ZM213 61V64H211V62ZM220 60H221V62H220ZM227 62H226V61ZM235 60V61H234ZM28 61V60H27ZM186 61V62H185ZM187 61H188V63H187ZM216 61V62H215ZM234 61V62H233ZM243 61V62H242ZM113 62V63H112ZM115 62V63H114ZM121 62V63H120ZM124 63V65H123V63ZM193 62H196V63H198V64H194ZM202 64H201V63ZM208 62V63H207ZM218 62H219V65H218ZM59 63V64H58ZM119 65H118V64ZM126 63L128 64V63H131V64H129V65H126ZM134 63V64H133ZM135 63H136V65H135ZM235 63V64H234ZM35 64H39V63H36L35 62ZM80 64V65H79ZM137 64H138V66H137ZM191 64V65H190ZM210 64L211 65H213V67H211L210 66ZM114 65V66H113ZM132 65V66H131ZM185 65V66H184ZM187 65V66H186ZM189 65V66H188ZM194 65H196V66H194ZM202 65H203V67H202ZM204 65H205V67H204ZM207 65H208V67H207ZM30 67H34V66H32V65H29ZM77 66V67H76ZM125 66V67H124ZM126 66H127V68H126ZM136 66V67H135ZM184 66V67H183ZM214 66H216V67H214ZM224 66V67H223ZM58 67H60V66H58ZM57 67V68H58ZM81 67V68H80ZM123 67V68H122ZM129 67V68H128ZM193 67V69L195 70V72H190ZM206 67H207V69H206ZM221 67V68H220ZM228 67V68H227ZM52 68V69H51ZM135 68V69H134ZM182 68V69H181ZM187 68H189L190 69V71L189 72H187V71H181V70H186ZM216 68V69H215ZM219 68V69H218ZM69 69V70H68ZM79 69V70H78ZM133 69V70H132ZM181 69V70H180ZM200 69H201V71H200ZM210 69V70H209ZM224 70V72L223 71H220V70ZM46 70H48V71H46ZM104 70V71H103ZM122 70V71H121ZM135 70V71H134ZM188 70V69H187ZM198 70V71H197ZM212 70V71H211ZM215 70V71H214ZM66 71V72H65ZM92 71V72H91ZM197 71V72H196ZM208 71V72H207ZM211 71V72H210ZM65 72V73H64ZM73 72V73H72ZM118 72V73H117ZM120 72V73H119ZM124 72V73H123ZM133 72H134V74H133ZM180 72V73H179ZM182 72H184V75L182 74ZM202 72V73H201ZM207 72V73H206ZM218 72H219V74H218ZM221 72V73H220ZM58 73H56V74H58ZM71 74V77H69L70 76V74ZM92 73V74H91ZM129 73H131V74H129ZM189 75H188V74ZM193 74L194 76H195V73H196V75L197 74H200V76H202V77H200V76H198V77H194L193 78V80L194 81H191V79H192V76H191V74ZM206 73V74H205ZM224 73V74H223ZM74 74V75H73ZM122 74H124L123 76H126L125 74H127V77H123V76H121ZM181 74V75H180ZM202 74V75H201ZM208 74V75H207ZM209 74H211V77H209L210 75ZM213 74V75H212ZM60 75V76H61ZM120 75V76H119ZM128 75H130V76H128ZM185 75H187V76H185ZM61 76V77H62ZM179 76V77H178ZM182 78H181V77ZM190 76V77H189ZM213 76H215V77H213ZM61 77H60V79H61ZM97 77V78H96ZM100 77V78H99ZM177 77V78H176ZM183 77H185V78H183ZM187 77H189V79H190V82H188L189 81V79H187ZM63 78V77H62ZM119 78V79H118ZM123 78V79H122ZM180 78H181V80L183 79V81H185L186 79L188 80H186L185 81V83H180ZM198 78H201V81H200V79H198ZM64 79V78H63ZM96 79V80H95ZM98 79V80H97ZM204 81H203V80ZM207 79V80H206ZM62 80V79H61ZM106 80V81H105ZM85 81V82H84ZM115 81H117V82H115ZM151 81V83H149ZM196 81H199V83L197 82V84H196ZM207 81L209 82V83H207ZM228 81V80H227ZM86 82H87V84H86ZM101 82V83H100ZM107 82V83H106ZM113 82H115V83H113ZM193 82V83H192ZM206 84H205V83ZM85 83V84H84ZM109 83L111 84V86L109 85ZM117 83V84H116ZM166 83H167V87H168V85H172V86H169V90H167V89H164V87L166 86ZM186 83H189V85H190V83H191V89H195V90H191V89H189V87L187 88V86H188V84L187 85H185ZM202 83H204V84H202ZM91 85L92 84V88H91V86H89V85ZM103 84V85H102ZM114 84V85H113ZM130 84V85H129ZM132 84V85H131ZM180 84V85H179ZM197 86H196V85ZM198 84H201V85H199V88H198ZM85 85H87V86H85V87H87V88H85V89H83L84 88V86ZM103 87H102V86ZM105 85V86H104ZM116 85V86H115ZM153 85V86H152ZM173 85H175V87L176 88H174L173 87ZM182 85H183V87H182ZM186 87H185V86ZM193 85H195V86H193ZM204 85H205V89L203 88L204 87ZM206 85H208V87L209 88H211L210 89V91H209V89H207L206 88ZM96 86V87H95ZM106 86H108V87H106ZM112 86H114V88L112 87ZM146 86H148V88H149V94H147V92L144 90V87H146ZM178 86H180V87H178ZM200 86H202V87H200ZM79 87V86H78ZM97 87H98V89L100 88H102V91L99 89H97ZM110 87V88H109ZM196 87H197V89L199 90H197L196 89ZM89 88V89H88ZM94 88H95V90H94ZM105 88V89H104ZM113 88V89H112ZM119 88V87H118ZM173 88V89H172ZM200 88H202L201 90L202 91H204L205 90V92H202V93H200ZM90 89H91V91H90ZM107 89H109V91H107ZM172 89V91H174V89L175 90H178V99H174L175 101H177L176 102V104L174 103L175 101L173 100V99H171V101H170V103H169V105H165V107L162 105L161 106V100H162V98L164 97V95L167 93L168 94V92L170 91ZM186 89H188L187 91H185ZM212 90V91H211ZM88 91V92H87ZM172 91H170V92H172ZM191 93H189V92ZM195 91H196V93L197 94H195ZM100 92V93H99ZM169 92V93H170ZM180 92H182V93H180ZM186 92V93H185ZM194 92V93H193ZM252 92V98L253 99H251V98H249V97H251V96H248V98H247V95L248 94H250V93ZM90 93H91V95H90ZM92 93H93V95H92ZM97 93V94H96ZM99 93V94H98ZM152 93V95H153V97L150 95ZM184 93V94H183ZM190 95H189V94ZM192 93L195 95H192ZM200 93V95H198ZM207 95H206V94ZM210 93V94H209ZM213 93V94H212ZM185 95V96H183V95ZM188 94V95H187ZM201 94H203L204 96H202L201 97ZM244 94V95H243ZM182 95V96H181ZM197 95V96H196ZM242 95V96H241ZM246 95V96H245ZM167 96V99H169L170 97L168 96V95H166ZM191 96V97H190ZM199 96V97H198ZM213 96V97H212ZM225 96V97H224ZM255 96V97H254ZM112 97H115L114 95L112 96ZM183 97V99H181ZM188 97H190V98H188ZM194 97H196V98H194ZM88 98V97H87ZM245 98H247L246 100H245ZM98 99V100H97ZM193 99H195V100H193ZM206 99V100H205ZM235 99V100H234ZM241 99V100H240ZM179 100H180V102H179ZM186 100H187V102H186ZM193 100V101H192ZM243 100V101H242ZM107 101V100H106ZM105 101V102H106ZM168 101V100H167ZM174 101V102H173ZM182 101V102H181ZM233 101V102H232ZM234 101H236L235 103H234ZM253 101V102H252ZM91 102H92V104H91ZM232 102V103H231ZM172 103H174V105L172 104ZM249 103V104H248ZM172 104V105H171ZM240 104V105H239ZM242 104V105H241ZM245 105V106H244ZM85 106V107H84ZM175 106H177V107H174ZM239 106H240V108H239ZM244 106V107H243ZM235 108V109H234ZM239 109V110H238ZM76 110V111H75ZM149 110V109H148ZM234 110V111H233ZM79 112V113H78ZM112 113L113 112H111L110 113V115H112ZM77 114V115H76ZM234 114V115H233ZM237 115V114H236ZM156 117H158V118H160V119H162V116L161 115H159L158 113L155 115ZM238 119H240V116L238 117V118H236V121H238ZM241 119H244L243 117H241ZM198 120H200V121H198ZM233 120V119H232ZM153 121V120H152ZM151 123V122H150ZM184 123V124H183ZM194 123V124H193ZM190 124H191V126H190ZM196 124V125H195ZM186 127H185V126ZM209 125H210V127H211V129H212V132L214 133V132H216L213 128L214 127H216L217 129H220L221 130V126H219V125H215V124H211V123H209ZM178 128H177V127ZM181 126V127H180ZM184 126V127H183ZM193 127V128H192ZM137 128H139V127H137ZM136 128V129H137ZM142 128V127H141ZM190 128V129H189ZM197 130H196V129ZM171 129V130H170ZM131 130L133 131V130H135V128H133V129H130L128 132L127 131H124L121 135H118L117 137H120V136H122V135H124V134H127V133H129V132H131ZM166 130V131H165ZM175 130V131H174ZM179 130V131H178ZM181 130H183V131H181ZM185 130V131H184ZM188 130V131H187ZM201 130H202V132H201ZM169 131V132H168ZM191 131V132H190ZM126 132V133H125ZM146 133V134H145ZM187 133V134H186ZM189 133V134H188ZM184 134V135H183ZM142 135V136H141ZM189 137H188V136ZM192 137H191V136ZM199 136V137H197V136ZM185 136V137H184ZM196 136V137H195ZM117 137H115V138H117ZM133 137V138H132ZM187 137V140L185 139ZM194 137V138H193ZM114 138V139H115ZM190 138V139H189ZM195 139V140H193V139ZM179 139V140H180ZM113 140V139H112ZM138 140V141H137ZM158 140L159 139H157L156 141L158 142ZM178 140V139H177ZM178 140V141H179ZM202 140V142H198L199 143V145H200V147H201V144H204V141L205 140H203V139H201ZM111 141V140H110ZM150 141H152V140H150ZM177 141V142H178ZM184 141V142H183ZM185 141H188V142H185ZM106 142H108V140L106 141ZM106 142H104L103 144H105ZM136 142V143H135ZM130 143V144H129ZM179 143V142H178ZM193 143V144H192ZM102 144V145H103ZM132 144V145H133ZM140 144V145H139ZM136 145V146H137ZM171 147L169 148V147H167L168 148V150H170L171 148H172V146L173 145H170ZM122 147V148H121ZM187 147V146H186ZM193 147V146H192ZM199 147V148H200ZM157 148V149H156ZM152 151H156V152H159L161 149V151H160V153H158V154H161V152H163L164 151V148L162 147V146H160V144H157L156 142L155 143H153L152 145H151V148H150ZM174 150H175V148H173ZM107 150V151H106ZM167 150V149H166ZM104 150H102L101 152H103ZM178 152V151H177ZM205 151L204 150H202V151H200L199 153H197V154H194L195 153V151H193V153H191L190 155H192V158H190L189 160H192V161H190V162H192V163H194V161L195 162H197V161H200V160H202L203 158H204V154H206V153H204ZM172 158L174 157V158H176V157H179V154H177V153H174L173 155H170ZM129 157L130 156H125V158L126 159H124L121 163H123L124 161H126V162H124L122 165H125V164H128L129 163V165H125V168H127L128 169V171H129V173H128V171L126 172V174L129 176V174L131 175V174H133L134 176V180H136V181H140L141 180V182H144V180L146 179L145 178V176L146 177H148V173H149V171H147V169H144L145 167H143V166H141L142 164H140V163H136V161H128L127 159H129ZM131 158V157H130ZM134 157H132L130 160H132ZM172 158H166V159H171V161H173L174 163H176L177 161V159H175V160H173ZM134 160V159H133ZM185 161H187V160H185ZM128 162V163H127ZM132 164H131V163ZM184 162V161H183ZM121 163H119V165L121 164ZM135 163V164H134ZM131 164V165H130ZM133 165H134V167H138V165H139V167H138V169H139V171L136 173V175L134 174V173H132L131 172V170L132 169H130L131 167H129V166H132L133 167ZM118 166V165H117ZM141 167H142V169H141ZM140 171H143V173H141ZM146 172V173H145ZM140 173V174H139ZM145 174V175H144ZM140 176H141V179H140ZM155 177V176H154ZM153 177V181H156V179L157 178H154ZM137 178V179H136ZM145 178V179H144ZM148 178H150V177H148ZM143 184V183H142ZM141 185V184H140ZM89 188H91L90 186H89ZM92 193V195H94V193H93V191L91 192ZM126 205V204H125ZM125 205H123V206H125ZM116 211H118L117 209H114V210H112V211H110V213L107 215V216H111L114 212H116Z\"/></svg>","mask_w":264,"mask_h":264},{"label":"snow or ice","instance_id":"snow-or-ice-1","mask_svg":"<svg viewBox=\"0 0 264 264\" xmlns=\"http://www.w3.org/2000/svg\"><path fill=\"white\" fill-rule=\"evenodd\" d=\"M226 4V12L235 13V17L229 15V19L234 21L233 26L237 28L238 34L241 27L244 31L249 30L248 26L254 23L252 17L259 15V17L264 18V0H259V2L257 0H226ZM237 6H239V11H237ZM254 8H259V13L254 11ZM235 21H239V26L236 25ZM260 27L264 31V22H261ZM260 42L264 45V39H261ZM61 83L65 82L61 81Z\"/></svg>","mask_w":264,"mask_h":264}]
</instances>
